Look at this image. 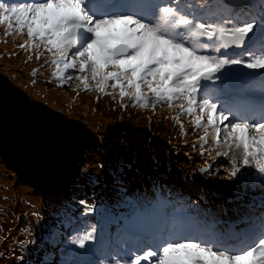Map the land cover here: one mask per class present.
Instances as JSON below:
<instances>
[{
  "label": "snow or ice",
  "instance_id": "snow-or-ice-1",
  "mask_svg": "<svg viewBox=\"0 0 264 264\" xmlns=\"http://www.w3.org/2000/svg\"><path fill=\"white\" fill-rule=\"evenodd\" d=\"M0 25L26 33L19 47L37 59L47 52L58 79L78 71L85 91L91 81L105 95L118 92L125 109V98L153 111L167 104L182 135L184 115L203 132L192 145L200 155H231L228 192L212 193L222 202L200 192L205 209L142 217L123 240L117 226L107 253L92 226L72 240L85 251L71 250L77 259L61 264H264V115L239 118L251 103L250 78L233 70L264 72V0H0ZM80 203L85 214L96 211ZM98 254L105 260L91 259Z\"/></svg>",
  "mask_w": 264,
  "mask_h": 264
},
{
  "label": "rangeland",
  "instance_id": "rangeland-1",
  "mask_svg": "<svg viewBox=\"0 0 264 264\" xmlns=\"http://www.w3.org/2000/svg\"><path fill=\"white\" fill-rule=\"evenodd\" d=\"M25 40H27L26 33L20 35L13 32L9 35L6 34L5 26L0 25V71L15 81L30 96L52 105L68 117L79 118L97 134L99 145L85 150L78 163L77 173L83 175L87 182L95 181L97 174L106 168L109 169L102 174L101 182L103 183L94 184L96 190L104 193L96 195V199L91 201L84 200L89 205H92L91 203L95 200L93 205H96V211L85 214L84 209H76L82 200L79 199L78 193H75L72 198L71 193H67L60 199L54 198L51 196L52 192L40 191L19 178L14 170L6 166L0 156V223H3L2 216L5 215V209L8 210L9 216H14L9 226L0 224V235H6L9 240L8 244H4L5 247L0 243V264H50L48 260L54 255L53 264H61L62 260L77 259L70 255L71 250L75 249L77 252L85 250L75 244L72 246V240L79 234L90 231L92 226L97 228V235L102 228L98 222H93L90 227L79 231L85 222L83 219L94 216L96 218H91L88 222L102 221L106 217V211H115L114 208L124 209L120 206L122 201L138 196V193L144 189L150 191L149 188H141L143 182L140 177H153L155 180L153 187L158 188L157 190L162 189L159 187L165 185L167 176L164 172L168 168L164 169L165 164L162 167L154 166L161 160L172 163L174 170L185 171L186 174L183 177L192 180L196 190L192 193L187 183L175 178L178 198L185 199L183 202L189 207L178 211L177 218L181 213L196 211L193 205L199 204L202 210L207 207L204 200L197 199L199 192L205 193L208 200L222 202L212 193L228 192L231 181L227 179V173L230 170L231 155L216 156L214 152L211 157L207 154L200 155L199 146L194 149L192 145L199 136L203 135V132L193 131L187 115L181 117L184 130L187 132L184 136L178 123L171 119L176 115V110L169 109L167 104L157 105L153 111L151 106L134 107L128 98H125L124 103L128 104L125 109L121 107L118 92L115 98L105 95L96 91L95 83L91 81L92 90L85 91L84 85L76 78L80 75L78 71L69 69L64 79H58L53 75L55 66L46 62L50 61L49 54L41 49L43 55L37 59L35 50L19 47ZM2 41L10 42L6 44L7 48L2 49L5 45ZM240 68L242 73L249 75L256 73V71ZM69 75L72 79H67ZM261 76H264V72ZM106 92L111 93L113 90L109 87ZM250 101V105L238 113L239 118L260 121L264 115L261 112V101L257 98H250ZM91 150L98 151L100 155L90 158ZM95 165L97 168H94ZM197 171L203 172L197 173ZM91 175L94 176L90 177ZM109 180L117 188L113 193L106 183ZM13 191H17L16 196L11 197ZM175 193L176 191L173 190V194ZM18 195L21 197L19 203ZM171 198L174 199V197ZM21 205H23L22 214H19L15 207ZM170 210L171 208L168 212ZM77 213L81 215L78 216ZM191 215L192 213H188L186 217ZM101 224L104 225L102 222ZM66 243L71 245L68 249L66 248L67 251L61 253ZM88 243L90 244L91 241ZM111 257L109 258L115 259V256ZM84 258L86 257L79 259ZM91 259L103 261L105 256L98 255Z\"/></svg>",
  "mask_w": 264,
  "mask_h": 264
},
{
  "label": "water",
  "instance_id": "water-1",
  "mask_svg": "<svg viewBox=\"0 0 264 264\" xmlns=\"http://www.w3.org/2000/svg\"><path fill=\"white\" fill-rule=\"evenodd\" d=\"M98 145L79 118L30 96L0 71V156L19 178L40 191H63L84 151Z\"/></svg>",
  "mask_w": 264,
  "mask_h": 264
},
{
  "label": "trees",
  "instance_id": "trees-1",
  "mask_svg": "<svg viewBox=\"0 0 264 264\" xmlns=\"http://www.w3.org/2000/svg\"><path fill=\"white\" fill-rule=\"evenodd\" d=\"M153 153V152H152ZM183 153V152H182ZM91 154V155H90ZM100 155V153L98 152V151H93V150H91L90 151V153H89V155H90V158H92V157H96V155ZM155 154V153H154ZM154 156H156V155H154ZM84 158H86V156H84ZM98 162H100V161H98ZM166 165V166H168V167H166V166H163V167H165L164 169H166L167 170V168H168V170L167 171H165L164 172V174H166V176H167V180L171 183V185L173 186V187H175V185H176V180H175V178H179V180L181 181V182H185V183H187V185H188V187L190 188V191L192 192V193H194L196 190H195V188H194V186H193V181L192 180H190V179H187V178H185V177H183L184 176V174H186V172L185 171H183V170H174V168H173V164L172 163H166V161H164V160H161L160 161V163H156L154 166H156V167H162V165ZM94 168H97V165H95V167ZM109 168H106L105 170H103V171H101L99 174H97L96 176V179H94L95 181H93V182H87V180L83 177V175H81L80 173H77V175H76V177L73 179V181L70 183V185H68L63 191H60V192H52V195L51 196H54V198H57V199H60L62 196H64V195H66L67 193H71V195H70V197L72 198L73 196H74V194L75 193H78V195H80V197H79V199H82L83 201L84 200H92V199H96V195H102V193H104V192H102V191H100V190H96V188H95V186H94V184L95 183H97L98 185L99 184H102L103 182H101L102 181V179H101V177H102V174H104V173H106L107 172V170H108ZM94 174V173H93ZM81 176V177H80ZM92 176H94V175H91L90 177H92ZM147 179H148V177L147 176H143V177H140V180L143 182V185L144 186H146L145 184L146 183H148V181H147ZM19 181V180H18ZM137 181V180H136ZM16 179H15V185H16ZM106 183L110 186V185H115L114 183H112L111 182V180H109V182L108 181H106ZM149 184L151 185L152 184V182H149ZM146 188H148V187H146ZM114 189H117L116 187H110V190H111V192L113 193L114 192ZM17 192V191H16ZM16 192H14L13 191V194H11V197H14V196H16ZM147 191L144 189L142 192H140V195L143 197V198H146V195H147ZM15 194V195H14ZM19 196V195H18ZM20 197V196H19ZM114 197V196H113ZM20 200H21V197H20V199L18 200V203L20 202ZM72 200H74V198L72 199ZM81 200V201H82ZM95 202V200L91 203L92 205H93V203ZM136 203H137V201H136ZM141 203V202H140ZM128 205H130V209H128L127 207H126V205L125 204H123L122 205V203L120 204V206H122L123 208H124V210H123V212L121 213V212H118L117 213V218L118 219H126V217H128V215L129 214H131V212H132V210H131V208H132V206H131V204H133V202H128L127 203ZM32 206V205H31ZM30 206V207H31ZM78 206L79 207H76V209L77 210H82V209H84V206L80 203V204H78ZM21 208H23V205H21V206H19V207H15V210L16 211H19V214H22V211H21ZM126 208V209H125ZM5 215H3L2 216V221H3V223H0V224H3V226H9V224H10V222H12L13 221V217L14 216H9V214H8V210L7 209H5ZM2 212H3V209H2ZM16 215V214H15ZM77 215L78 216H80L81 215V213H77ZM8 234V233H7ZM8 237H6V235H4V236H1L0 235V243L5 247V245L6 244H8ZM19 242H22V241H20L19 240ZM5 244V245H4ZM48 250V248L46 249V251ZM54 257H55V255L54 256H52L51 258H50V260H48V263H50V264H53V261H54Z\"/></svg>",
  "mask_w": 264,
  "mask_h": 264
},
{
  "label": "bare ground",
  "instance_id": "bare-ground-1",
  "mask_svg": "<svg viewBox=\"0 0 264 264\" xmlns=\"http://www.w3.org/2000/svg\"><path fill=\"white\" fill-rule=\"evenodd\" d=\"M2 42H4V44L5 45H3L2 46V49H5V48H7L8 46H6V44L7 43H10V42H7V41H2ZM1 48V47H0ZM14 62H12V64H13ZM54 78V77H53ZM253 87H255V86H253ZM93 120H95L94 118H93ZM21 189L23 188L24 189V187H20ZM26 188H28V187H26ZM174 202L172 201V198H171V196H168V198H166V201H165V204L167 205V206H169V208H168V210L171 208V210H170V212H168L167 214H168V216H169V218H173L174 219V216L172 215V210L174 209V204H173ZM172 205V206H171ZM155 208H156V206H155ZM121 232L123 233V234H126V231L124 230V229H122L121 228Z\"/></svg>",
  "mask_w": 264,
  "mask_h": 264
}]
</instances>
